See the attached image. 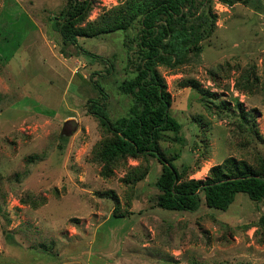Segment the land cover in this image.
I'll return each instance as SVG.
<instances>
[{
  "label": "rangeland",
  "instance_id": "1",
  "mask_svg": "<svg viewBox=\"0 0 264 264\" xmlns=\"http://www.w3.org/2000/svg\"><path fill=\"white\" fill-rule=\"evenodd\" d=\"M65 2L0 0V264H264L256 227L264 207L246 195L224 212L203 203L193 213L173 212L156 207L155 159H128L113 176L99 175L92 150L103 135L85 104L96 80L109 95L110 117L127 111L129 98L116 92L126 77L122 34L62 45L52 22ZM117 2L95 0L87 20ZM213 12L216 27L201 53L175 70L159 68L185 140L161 148L195 180L228 157H264V144L237 127L236 113L204 109L200 94L181 86L195 80L231 110L238 102L254 111L264 138V10L214 2ZM245 71L258 88L235 86ZM138 166L147 175L125 185ZM110 193L130 216L111 217Z\"/></svg>",
  "mask_w": 264,
  "mask_h": 264
},
{
  "label": "trees",
  "instance_id": "2",
  "mask_svg": "<svg viewBox=\"0 0 264 264\" xmlns=\"http://www.w3.org/2000/svg\"><path fill=\"white\" fill-rule=\"evenodd\" d=\"M52 28L64 46H77L78 39H96L114 33L122 34L125 52V79L116 84V92L129 98L125 114L111 118L108 111L109 95L98 81L92 82L96 96L87 99L85 109L98 123L102 140L93 148V156L100 166L99 175L107 179L114 170L125 166L128 159H155L161 166L156 178L158 191L156 207L173 212H196L201 204L215 211H226L237 194L246 195L264 207V157L253 162L234 157L212 166L203 180L189 179L184 169L174 165L161 148L162 143L185 144L181 124L170 114L172 99L159 68L175 70L202 51L201 43L209 39L216 24L213 4L232 7L243 5L253 10H264L258 0H117V5L88 21L95 0H65ZM113 70V65H110ZM253 76V80L250 77ZM201 96L204 109L215 104L219 112H234L238 128L247 138L264 144L259 134L254 111H246L236 102L231 110L225 101L203 89L195 80L182 81ZM235 86L251 91L258 88V80L245 71ZM264 98V85L259 88ZM216 102H218L216 104ZM210 105V106H209ZM147 166L130 168L123 180L133 187L144 179ZM116 203L113 219L130 216L119 211ZM264 236V211L256 222ZM197 264V263H192Z\"/></svg>",
  "mask_w": 264,
  "mask_h": 264
}]
</instances>
